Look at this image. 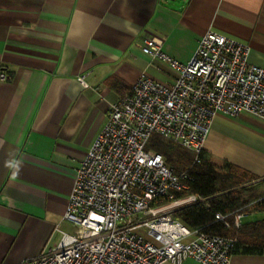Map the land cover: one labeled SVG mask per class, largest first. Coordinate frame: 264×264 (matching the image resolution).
Wrapping results in <instances>:
<instances>
[{"label":"crops","instance_id":"crops-1","mask_svg":"<svg viewBox=\"0 0 264 264\" xmlns=\"http://www.w3.org/2000/svg\"><path fill=\"white\" fill-rule=\"evenodd\" d=\"M206 31L247 45L264 70V0H0V264H27L58 243L75 171L109 106L140 74L172 83L138 44L158 39L185 64ZM203 153L264 193V121L217 115ZM230 264H264V254L233 253Z\"/></svg>","mask_w":264,"mask_h":264},{"label":"built area","instance_id":"built-area-1","mask_svg":"<svg viewBox=\"0 0 264 264\" xmlns=\"http://www.w3.org/2000/svg\"><path fill=\"white\" fill-rule=\"evenodd\" d=\"M138 48L165 67V85L140 74L108 108L106 122L79 163L58 243L27 264H230L232 237L189 229L175 215L208 199L188 194L190 177L175 175L160 154L146 150L158 136L199 155L217 115L264 121V70L249 64L247 45L206 31L181 64L145 38ZM7 76L0 72V82ZM79 84L87 88L83 77ZM243 214L215 213L213 222L238 231ZM231 218L229 222L228 219ZM68 223L69 233L59 230Z\"/></svg>","mask_w":264,"mask_h":264},{"label":"trees","instance_id":"trees-1","mask_svg":"<svg viewBox=\"0 0 264 264\" xmlns=\"http://www.w3.org/2000/svg\"><path fill=\"white\" fill-rule=\"evenodd\" d=\"M146 150L162 156L164 164L173 174L186 172L188 194L208 199V208L195 207L178 212L175 217L189 229H202L210 235L232 237L236 243L231 254H264V193L260 182L246 172L228 163H213L207 155H199V163H194V155L174 143L152 136ZM247 186V189H237ZM243 215L256 212L262 219L252 223H241L238 231L227 229L222 223L213 222L215 213ZM229 222L231 218L228 219Z\"/></svg>","mask_w":264,"mask_h":264},{"label":"rangeland","instance_id":"rangeland-1","mask_svg":"<svg viewBox=\"0 0 264 264\" xmlns=\"http://www.w3.org/2000/svg\"><path fill=\"white\" fill-rule=\"evenodd\" d=\"M237 189H247V186H243V187H238ZM259 219V216H255V215H252V216H247L244 218V221L245 222H249V221H255Z\"/></svg>","mask_w":264,"mask_h":264}]
</instances>
